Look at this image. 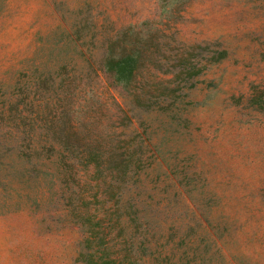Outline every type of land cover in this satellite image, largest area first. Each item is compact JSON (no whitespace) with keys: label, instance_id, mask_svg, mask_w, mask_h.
Wrapping results in <instances>:
<instances>
[{"label":"rangeland","instance_id":"374dc122","mask_svg":"<svg viewBox=\"0 0 264 264\" xmlns=\"http://www.w3.org/2000/svg\"><path fill=\"white\" fill-rule=\"evenodd\" d=\"M53 128L128 163L115 264H264V0H0V264H87L98 174Z\"/></svg>","mask_w":264,"mask_h":264},{"label":"trees","instance_id":"16d2710c","mask_svg":"<svg viewBox=\"0 0 264 264\" xmlns=\"http://www.w3.org/2000/svg\"><path fill=\"white\" fill-rule=\"evenodd\" d=\"M103 67L115 85L127 89L136 79L137 69L139 68V59L132 53H122L117 56L106 57ZM61 130L62 129L53 128L51 132L55 138H57L56 140L61 145L62 149L68 153H76L77 156L80 154L79 158L85 156V160L82 163L83 171L85 170V172H88L91 170L93 173L98 174V177L95 178V185L91 187L92 189L95 188L94 191H91L90 195H86L85 190L81 191L77 198L78 202H80V206L77 204L72 212L77 221L82 220V223L89 221L92 222V224H90L91 227L89 226L85 232L84 238V242L87 244V248H89L84 253L86 262L87 264H115V261L117 262L116 257H108L107 255H109V253L105 252L111 248L110 240H113V237H110V230L112 229L111 224L113 225L115 219H113L104 208V204L107 202L108 198H114L116 196L120 187L111 183L108 186L111 188L110 191H108L109 189L102 191L101 185L125 174L128 168V163L122 164V162L118 161L117 163L115 162L116 165H114L115 163H112L114 161H111L108 158L103 160V153H100V148H91V144L85 145V147L80 150L75 144L71 143L66 137H64ZM104 162L114 165L105 168V175H103L104 173L101 174V165L104 164ZM90 166L93 168L89 169ZM106 176H108V180L106 179ZM87 199H94L99 203L98 206L90 211V209H87ZM96 228H98V230ZM105 229H108L109 232L105 231ZM92 243L95 245H102L101 255H97L96 250L93 251Z\"/></svg>","mask_w":264,"mask_h":264}]
</instances>
